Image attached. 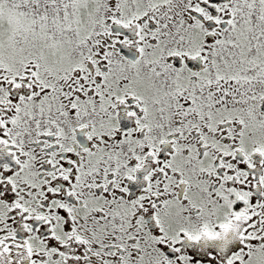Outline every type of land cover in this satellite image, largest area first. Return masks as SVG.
<instances>
[{"label":"snow or ice","instance_id":"obj_1","mask_svg":"<svg viewBox=\"0 0 264 264\" xmlns=\"http://www.w3.org/2000/svg\"><path fill=\"white\" fill-rule=\"evenodd\" d=\"M0 264H264V0H0Z\"/></svg>","mask_w":264,"mask_h":264}]
</instances>
